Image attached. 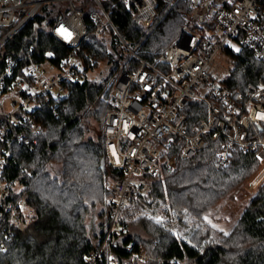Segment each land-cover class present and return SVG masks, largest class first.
<instances>
[{"label":"trees","instance_id":"1","mask_svg":"<svg viewBox=\"0 0 264 264\" xmlns=\"http://www.w3.org/2000/svg\"><path fill=\"white\" fill-rule=\"evenodd\" d=\"M61 2L45 4L0 48V71L6 55L30 52L37 61L59 64L68 47L49 26L58 17ZM119 33L131 47L155 60L189 24L190 4L160 0L159 15L150 25L134 18L135 9L125 0L105 2ZM84 18L90 8L81 5ZM80 54L83 70L68 83V95L52 108H37L42 132L30 145L16 139L4 142L0 135L2 179L9 200L26 197L34 208L31 221L5 237L8 220L0 222V264H88L97 249L104 224L100 205L109 194L104 170L112 179L121 173L104 166L102 123L111 107L108 92L120 67L137 66L112 28L103 37L90 33ZM25 60H21L23 63ZM106 62V72L88 75ZM264 78V61L248 50L235 54V67L225 82L246 89L249 80ZM199 114L193 112L191 118ZM5 119L0 116V127ZM221 143H213L190 158L178 157L152 178V201L137 195L128 198L120 222L127 226L126 241L144 246L150 260L140 264H264V176L243 204L228 230L217 225L223 210L255 178L263 163L255 152L234 150L228 162L219 164ZM97 215L98 231L90 234L88 221ZM4 231V232H3ZM121 262L125 247H118ZM122 264V263H119Z\"/></svg>","mask_w":264,"mask_h":264},{"label":"built area","instance_id":"2","mask_svg":"<svg viewBox=\"0 0 264 264\" xmlns=\"http://www.w3.org/2000/svg\"><path fill=\"white\" fill-rule=\"evenodd\" d=\"M108 0H0V48L47 3L64 4L49 26L68 47L60 64L37 61L32 52L6 55L0 71V94L12 93L6 107L0 102L4 142L16 139L33 149L42 132L37 108H56L69 92L68 83L83 70V41L95 33L105 36L112 28L137 66L123 62L110 88L111 107L102 123L103 165L121 173L116 179L104 170L109 191L103 208L102 237L88 264H140L150 260L144 246L126 241L127 226L120 222L125 201L141 196L152 201V178L178 157L190 158L220 142L219 164L234 150L255 152L263 163L252 179L264 176V78L249 80L246 89H233L225 79L235 67V54L245 49L264 61V0H188L190 23L155 60L141 56L119 33ZM134 18L150 25L159 15L160 0H125ZM175 4L179 0H162ZM84 3L89 17L84 18ZM21 60H25L21 63ZM46 64L51 66L52 70ZM221 72V73H218ZM199 114L191 118V114ZM0 156V222L8 220L5 237L31 221L34 208L26 197L9 200L2 179ZM125 247L120 262L117 248ZM170 264H178L171 261Z\"/></svg>","mask_w":264,"mask_h":264},{"label":"rangeland","instance_id":"3","mask_svg":"<svg viewBox=\"0 0 264 264\" xmlns=\"http://www.w3.org/2000/svg\"><path fill=\"white\" fill-rule=\"evenodd\" d=\"M63 6H64V4L61 5V7H63ZM106 65H107L106 62H102L97 69L90 70L88 72V75L91 77L92 76L98 77V76L103 75V73L106 72V70H105ZM46 67L49 68V72L52 71V70H50L52 68L49 64H46ZM218 73H221V72H218ZM110 88H111V86H110ZM109 94H110V89L108 92V99H109ZM12 96H13V94L9 93V92L0 94V102L6 107L7 101L12 99ZM251 181L246 185V189H244V191H242V193H240L237 196V201H229L227 203L225 209L223 210V215H222L223 219L220 221V223H217V225L219 227L228 230L232 227L233 223L238 219V217L240 216V214L242 212L243 204L246 202L248 197H250L251 193L253 192V190L256 186V185L251 186ZM104 201H105V198H104ZM104 201L100 205V209H101L102 213H103V208H104ZM97 221H98L97 215H94L93 218H91L88 221V228H89L90 234H93V232L98 231V227L96 225Z\"/></svg>","mask_w":264,"mask_h":264},{"label":"bare ground","instance_id":"4","mask_svg":"<svg viewBox=\"0 0 264 264\" xmlns=\"http://www.w3.org/2000/svg\"><path fill=\"white\" fill-rule=\"evenodd\" d=\"M60 64V63H59ZM111 168V167H110ZM109 172V171H108ZM4 232V231H3Z\"/></svg>","mask_w":264,"mask_h":264}]
</instances>
